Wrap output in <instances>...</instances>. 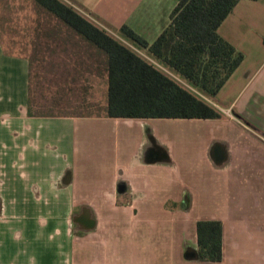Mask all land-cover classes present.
I'll return each mask as SVG.
<instances>
[{
    "label": "crops",
    "instance_id": "obj_1",
    "mask_svg": "<svg viewBox=\"0 0 264 264\" xmlns=\"http://www.w3.org/2000/svg\"><path fill=\"white\" fill-rule=\"evenodd\" d=\"M64 1L192 89L119 32L152 43L176 0ZM23 12L0 31V264H264V0H239L217 28L243 54L213 98L200 94L219 118L108 116L105 54L52 15L65 30L34 43ZM35 71L62 87L55 102L69 87L85 99L37 106ZM95 85L105 102H89ZM199 220L221 222L220 261L186 257Z\"/></svg>",
    "mask_w": 264,
    "mask_h": 264
},
{
    "label": "trees",
    "instance_id": "obj_2",
    "mask_svg": "<svg viewBox=\"0 0 264 264\" xmlns=\"http://www.w3.org/2000/svg\"><path fill=\"white\" fill-rule=\"evenodd\" d=\"M107 59V115L124 118H219L221 112L201 95L213 98L243 59V54L217 33L239 0H176L169 22L157 38L146 42L127 25L119 32L147 48L179 73L189 89L156 68L116 37L64 0H34ZM201 94V95H200ZM197 259L220 261L222 225L196 222Z\"/></svg>",
    "mask_w": 264,
    "mask_h": 264
},
{
    "label": "rangeland",
    "instance_id": "obj_3",
    "mask_svg": "<svg viewBox=\"0 0 264 264\" xmlns=\"http://www.w3.org/2000/svg\"><path fill=\"white\" fill-rule=\"evenodd\" d=\"M174 0H161V5L162 7H165ZM18 3L16 4L18 7L15 6H0V31L6 34L8 27L13 25L11 22H8V20H5L6 17H9L10 13L16 12V8H21L24 12L25 18H27L31 22V27H30V32L32 36L30 37V40L34 41V43H38L39 40V33L40 30L45 31L47 29L49 30H65V27H63L60 23H58L55 20H51L49 14H45L44 11L41 10L39 5L34 1V0H18ZM20 13V14H23ZM58 25H61L58 26ZM34 35H36L37 38H32ZM3 41H6V37L4 36ZM36 74L32 77V89L34 94L39 93L40 95L38 98L37 94H33L34 101L39 105L40 107L44 108H50L53 109L55 106L59 105H69L68 101L78 99V102H82V100L85 99L86 93L83 88L85 87H69L71 88V91H69L67 94L64 95L65 97L63 98L62 102L54 101L55 97H57L61 91V88L57 84V80L50 79L49 81L46 80V78H43V80L39 83L38 80V71H35ZM57 84V85H56ZM93 92L89 91V102H92L95 100L97 103H103L105 102V87L101 85H95L90 87ZM66 97H68L69 100H66ZM40 100V101H39ZM67 102V103H65ZM88 103L85 104V108L87 107V112H89V107L87 105ZM161 125H166L165 123H162ZM164 259H159V264H167L166 263V257L167 253L164 255Z\"/></svg>",
    "mask_w": 264,
    "mask_h": 264
},
{
    "label": "water",
    "instance_id": "obj_4",
    "mask_svg": "<svg viewBox=\"0 0 264 264\" xmlns=\"http://www.w3.org/2000/svg\"><path fill=\"white\" fill-rule=\"evenodd\" d=\"M75 221H81V222H83V221H85V223L86 224H90V223H92V220L91 219H87V217L86 218H84V217H78L77 219H75ZM190 252L189 251H187L186 253H185V255H186V257H188V258H191L192 256H193V258H197V253H196V251L193 253V255H191L192 254V252H191V254H189Z\"/></svg>",
    "mask_w": 264,
    "mask_h": 264
}]
</instances>
